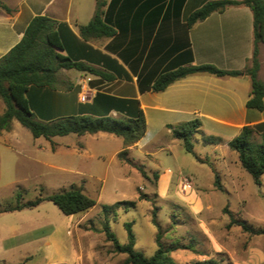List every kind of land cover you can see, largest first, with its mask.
Returning <instances> with one entry per match:
<instances>
[{"label": "crops", "instance_id": "0c3cea01", "mask_svg": "<svg viewBox=\"0 0 264 264\" xmlns=\"http://www.w3.org/2000/svg\"><path fill=\"white\" fill-rule=\"evenodd\" d=\"M0 1L10 10L7 12L0 7V60L20 43L35 17L47 16L60 25L64 55L111 78L105 80L75 69H61L56 78V103L73 99L79 109L80 84L92 89L94 98L104 95L138 102L146 120V132L127 149L124 143L119 145L111 155L110 164L119 161L121 167H128L119 159V155L127 151L133 163L144 166L140 162L152 160L156 163L155 170H160V154L167 151L174 157V145L180 141L172 136V129L183 123L198 121L201 127L195 137L212 146L214 159L224 164L232 160L235 166L240 167L238 155L230 149V142L245 127L255 131L256 139L264 134V110L247 107L252 85L246 69L251 67L255 50L252 9L244 4L233 5L223 12L212 13L191 27L188 25L189 17L208 2L241 3L245 0H102L104 5L101 7L89 0ZM98 8L103 12L104 23L114 30V35L86 40L80 27L94 19ZM258 63V80L264 84V44L258 46ZM202 65L237 71L240 75L217 77L193 74L175 81L162 92L153 90L162 74ZM87 78H91L89 83L85 82ZM39 91L50 108L48 103L53 100L47 98V90ZM1 104L0 117L6 110L4 102V106ZM110 114L120 116L115 109ZM21 127L14 120L10 131H0V171L7 156L2 148L6 149L10 144L20 145ZM76 152L91 159L101 157V153H94L91 141L80 144ZM175 168L183 171L177 163ZM164 170L171 179V167ZM194 184L190 180L185 182L190 193L196 195L192 192ZM164 192L160 195L164 196ZM41 204L12 212L0 210V264H44V258L53 257L57 252L54 240L59 229L52 223H44V216L39 210ZM201 210L204 209L201 207ZM76 216H67L66 221H61V228L65 224L68 235L74 237L75 247L71 251L73 264H83V256L88 254L90 257V252L96 248V241L94 233ZM71 228H74L72 233ZM211 238L218 243L214 236L211 235ZM217 249L222 250L221 246ZM63 262L64 256L55 263Z\"/></svg>", "mask_w": 264, "mask_h": 264}, {"label": "rangeland", "instance_id": "374dc122", "mask_svg": "<svg viewBox=\"0 0 264 264\" xmlns=\"http://www.w3.org/2000/svg\"><path fill=\"white\" fill-rule=\"evenodd\" d=\"M89 1L100 4L102 0ZM1 103L4 106L2 100ZM21 129L20 145L2 148L7 156L0 171V210L81 189L97 203L76 216L94 233L96 241L90 257L83 256V264H124L127 255L115 251L104 229L109 228L124 246L128 243L126 223L133 224L135 250L147 258L154 256L159 238L165 248H179L171 253L178 264L211 258L222 259V264H264V235L246 233L237 225L228 227L230 217L224 211L227 208L234 219L246 222L254 230H264V185L257 186L232 160L224 164L214 159L212 146L198 137L192 141L194 152L204 162L187 153L183 142L177 141L174 157L167 151L160 154V170H155L156 163L152 160L140 162L146 172L143 175L135 166L123 165L126 163L121 160L122 167L119 161L110 164L112 153L123 143L119 137L100 133L97 137L81 138L72 134L49 141L35 139L28 129ZM90 141L94 153H101V157L91 159L76 152L80 144ZM176 163L183 171L175 168ZM168 166L172 169L171 179L164 173ZM216 177L221 190L215 187ZM186 179L195 183L192 192L196 195L190 193ZM164 191L166 194L160 195ZM142 195L147 199L141 200ZM119 202L136 204L129 210L103 212V206ZM39 210L44 223H52L59 229L54 240L58 250L53 257L44 258V264H56L63 256L64 262L60 264H73L74 237L68 235L65 224L61 228V221L68 217L49 201H43ZM211 235L218 243L213 242Z\"/></svg>", "mask_w": 264, "mask_h": 264}, {"label": "trees", "instance_id": "16d2710c", "mask_svg": "<svg viewBox=\"0 0 264 264\" xmlns=\"http://www.w3.org/2000/svg\"><path fill=\"white\" fill-rule=\"evenodd\" d=\"M244 4L252 9L254 14V38L255 50L251 61V67L246 73L251 79V96L247 103L249 109L264 110V84L258 80V46L264 44V0H245L241 3L232 1L208 2L194 12L188 19L191 27L205 20L212 13L223 12L228 7ZM104 5L100 3L99 6ZM0 7L7 12L10 10L0 1ZM103 12L100 8L94 19L86 26L80 27L84 39L92 37H111L114 30L106 25L102 19ZM59 23L47 16H37L29 24L24 37L6 56L0 60V98L3 100L6 110L0 117V131H10L12 122L18 121L28 129L35 139L44 138L51 141L55 137L68 135H95L108 133L123 140L127 149L137 143L146 132V120L137 101H123L112 97L97 95L93 103L82 104L77 109L74 100L65 102L55 101L57 95V73L61 69L78 70L102 79L110 80V76L87 66L84 63L74 61L63 54L64 44L59 33ZM210 74L217 77L238 76L240 72L224 71L211 65L189 66L162 74L155 82V92L164 91L175 81L193 74ZM40 89L47 90V98L50 101L47 107L46 99L42 97ZM53 97L54 99H51ZM62 98V97H60ZM60 100V99H58ZM62 100V99H61ZM56 107V108H55ZM116 110L120 116L114 117L110 113ZM201 124L192 121L180 124L172 129V136L183 142L187 153L192 154L201 161L194 153L193 139L199 133ZM230 149L237 153L240 167L246 171L257 186L262 185L264 175V134L256 139L255 131L251 127H245L240 135L229 144ZM119 159L129 165H133L143 175L146 172L143 166L133 163L128 158V152L124 151ZM158 178V176H156ZM215 187L222 189L220 180L216 177ZM20 197V196H18ZM141 200L147 196L142 195ZM43 201L52 202L65 216L80 215L88 212L96 206V201L81 189L64 191L51 195L47 198H39L34 202L18 204L15 207L6 208L4 212H12L21 209L37 207ZM135 202H119L112 206H103L105 214L116 212L123 208L129 210L135 206ZM225 213L230 217V224L242 227L243 231L253 235H264V230H254L246 222L233 218L230 211L225 208ZM155 223V220H154ZM124 228L128 234V243L120 245L116 236L105 227L107 239L113 243L115 251L126 254L124 264H178L171 256L174 250L179 248H165L159 238L158 249L151 258L145 257L135 250V235L133 224L126 223ZM222 259L211 258L196 260L193 264H222Z\"/></svg>", "mask_w": 264, "mask_h": 264}, {"label": "built area", "instance_id": "2783aa9c", "mask_svg": "<svg viewBox=\"0 0 264 264\" xmlns=\"http://www.w3.org/2000/svg\"><path fill=\"white\" fill-rule=\"evenodd\" d=\"M91 78L86 79V83H89ZM95 93L92 89H90L86 84H80V92L78 94V98L80 103L86 104L91 103L94 100Z\"/></svg>", "mask_w": 264, "mask_h": 264}]
</instances>
